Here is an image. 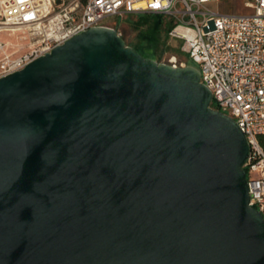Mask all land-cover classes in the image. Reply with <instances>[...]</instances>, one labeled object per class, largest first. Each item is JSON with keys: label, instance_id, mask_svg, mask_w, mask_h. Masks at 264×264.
I'll list each match as a JSON object with an SVG mask.
<instances>
[{"label": "water", "instance_id": "1", "mask_svg": "<svg viewBox=\"0 0 264 264\" xmlns=\"http://www.w3.org/2000/svg\"><path fill=\"white\" fill-rule=\"evenodd\" d=\"M152 53L101 26L0 78V264H264L246 135Z\"/></svg>", "mask_w": 264, "mask_h": 264}, {"label": "built area", "instance_id": "2", "mask_svg": "<svg viewBox=\"0 0 264 264\" xmlns=\"http://www.w3.org/2000/svg\"><path fill=\"white\" fill-rule=\"evenodd\" d=\"M213 2L0 0V78L80 33L106 26L109 18L153 13L173 20L169 36L182 42V52L198 66L201 83L213 95L211 107L233 118L246 135L250 206L264 219V146L259 141L264 136V0H252L248 15L219 13L211 9Z\"/></svg>", "mask_w": 264, "mask_h": 264}, {"label": "rangeland", "instance_id": "3", "mask_svg": "<svg viewBox=\"0 0 264 264\" xmlns=\"http://www.w3.org/2000/svg\"><path fill=\"white\" fill-rule=\"evenodd\" d=\"M251 2L252 0H214L210 7L212 10L222 14L248 15L252 12L249 8ZM143 15L144 14L127 15L123 19L109 18L106 20V26L117 30L128 45H139V32L134 29V26ZM2 38L10 41L13 40L8 38L7 35H3ZM181 48V41L173 39L170 36L166 37V35H162L158 46L145 47L144 49H142L141 46V54H144L145 49H151L153 53L150 58L158 63L173 64L175 66L185 64L198 68V66L189 60L187 55L182 52Z\"/></svg>", "mask_w": 264, "mask_h": 264}, {"label": "trees", "instance_id": "4", "mask_svg": "<svg viewBox=\"0 0 264 264\" xmlns=\"http://www.w3.org/2000/svg\"><path fill=\"white\" fill-rule=\"evenodd\" d=\"M174 27L175 24L173 20L160 14L146 13L134 26V29L139 32V45L135 44L130 46L126 44L141 54V46L142 49L145 47L158 46L161 36L166 35V37H168L170 31ZM259 141L264 146V136L260 137Z\"/></svg>", "mask_w": 264, "mask_h": 264}]
</instances>
